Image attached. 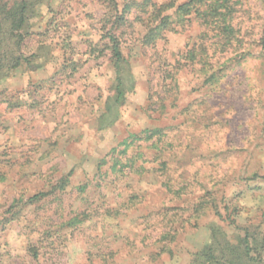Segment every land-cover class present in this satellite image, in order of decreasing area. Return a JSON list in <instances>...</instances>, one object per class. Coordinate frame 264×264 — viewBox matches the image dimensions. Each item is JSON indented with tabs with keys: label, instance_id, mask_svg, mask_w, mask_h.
<instances>
[{
	"label": "rangeland",
	"instance_id": "374dc122",
	"mask_svg": "<svg viewBox=\"0 0 264 264\" xmlns=\"http://www.w3.org/2000/svg\"><path fill=\"white\" fill-rule=\"evenodd\" d=\"M146 1L0 0L30 60L0 78V264H193L215 233L264 264V4Z\"/></svg>",
	"mask_w": 264,
	"mask_h": 264
},
{
	"label": "trees",
	"instance_id": "16d2710c",
	"mask_svg": "<svg viewBox=\"0 0 264 264\" xmlns=\"http://www.w3.org/2000/svg\"><path fill=\"white\" fill-rule=\"evenodd\" d=\"M203 1L204 0H190L189 6H185L184 8L187 9L188 12H190L192 9L198 8L197 5H200ZM261 1L264 4V0ZM150 3L151 5H156L155 0L146 1V4ZM6 7L7 6H0V78H8L13 72L22 67L23 64L30 63V60L24 58L22 55L7 58L1 52L2 35L5 29H8V31L10 32L11 38L9 40H11L13 38V31H19L23 29V27L26 25V21L28 20L26 13L28 11L29 6H14L9 10H7ZM153 7H155V11L152 13L153 17L155 21L159 24L153 30H151V33L148 36V41L150 43L152 42V40L155 39L156 36L159 35L161 30L167 28L168 18H161V16L159 15L162 11H166L171 6L162 5ZM6 23H9L8 28L4 27ZM110 39L112 43L113 58L118 72L115 104L118 106H122L126 102L127 95L126 86L122 77V67L123 64H125V59L123 57L119 41H117V39L113 36H110ZM15 45H19V43H16ZM45 196H47L46 193L38 194L34 196L31 201L41 199ZM244 242H246L244 249L240 244L234 245L232 247H229L228 244L227 248H224L222 247V244H220V240H218L217 234L215 233L213 236L212 243L197 254L199 260H195L193 264H247L244 258L249 262L253 261V259L250 258L249 242H247L246 239L244 240Z\"/></svg>",
	"mask_w": 264,
	"mask_h": 264
}]
</instances>
